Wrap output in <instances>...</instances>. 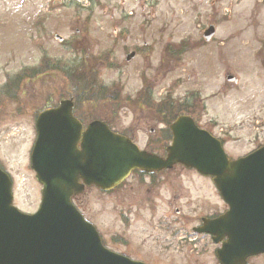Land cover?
<instances>
[{
  "label": "rangeland",
  "instance_id": "rangeland-1",
  "mask_svg": "<svg viewBox=\"0 0 264 264\" xmlns=\"http://www.w3.org/2000/svg\"><path fill=\"white\" fill-rule=\"evenodd\" d=\"M78 1L81 3L0 0V70L4 75H0V86L7 73L16 74L26 67L49 68L62 61L87 69L96 62L101 66L100 82L120 87L123 96H134L143 86L144 76L154 85L158 99L173 89V95L178 97L200 94L206 99V118L219 124L217 131L226 141L230 159L264 145V0H124L123 5L122 0H93V8H88L89 0ZM212 23L217 27L212 42L188 50L165 74L160 68L157 71L166 45L195 43ZM77 28L81 29L80 34L76 33ZM55 33L62 35L67 45L60 44ZM78 43L81 46L76 49ZM133 50L140 51V55L126 62V54ZM108 54L106 62L112 68L94 59H105ZM90 55L94 60L88 65L86 60L81 66ZM164 60L169 63L166 57ZM164 66L167 69L168 65ZM51 71L28 82L19 101L9 104L7 96L0 97V163L11 176L14 205L25 213L35 212L41 201V186L30 166L36 138L35 116L50 97L56 103L60 95L67 94L61 88V76ZM226 74L237 76L238 83L227 82ZM108 111L106 105L96 110L99 116ZM135 116L140 118L135 108L123 107L118 112L116 128L123 130ZM146 137L142 134L139 142L143 144ZM179 177L196 180L190 172ZM121 197H126V205L135 199L129 193ZM119 200V196L110 198L96 188H87L74 198V203L107 239L125 229L110 209L111 203ZM159 208L165 210L163 205ZM152 213L147 203L141 204V213L133 216L134 224L126 230L133 245L118 244V249L154 264H182L180 260L191 263L195 259L199 264H216L212 251L179 252L149 240L151 228L146 223ZM141 216L143 221H134Z\"/></svg>",
  "mask_w": 264,
  "mask_h": 264
},
{
  "label": "water",
  "instance_id": "water-1",
  "mask_svg": "<svg viewBox=\"0 0 264 264\" xmlns=\"http://www.w3.org/2000/svg\"><path fill=\"white\" fill-rule=\"evenodd\" d=\"M214 34L211 25L203 36L209 40ZM56 38L63 41L59 35ZM133 57L131 53L127 60ZM72 106L71 100H62L36 120L31 166L42 185V203L36 214H24L12 206L11 181L0 169V264H143L106 249L71 198L85 185L107 191L133 170L152 172L177 163L212 176L230 207L219 219L208 222L223 228L228 237L217 251L220 263L242 264L246 257L263 252L264 146L230 160L219 140L182 116L171 126L173 141L163 158L141 151L103 121L90 123L82 132Z\"/></svg>",
  "mask_w": 264,
  "mask_h": 264
},
{
  "label": "flooded vegetation",
  "instance_id": "flooded-vegetation-1",
  "mask_svg": "<svg viewBox=\"0 0 264 264\" xmlns=\"http://www.w3.org/2000/svg\"><path fill=\"white\" fill-rule=\"evenodd\" d=\"M121 4H124V0H122ZM140 8H144V6L141 5ZM79 31V29L76 30L77 33H79ZM114 33L117 36L116 27L114 28ZM136 41H138V39H136ZM209 43L210 42H206L204 45ZM143 46L146 47L147 43L144 42ZM150 48L152 49V46ZM90 49L91 46H89V50ZM134 51L136 52V56L140 55V51ZM153 51H155L154 46ZM185 53L186 51L183 53L179 48H173L170 44L166 45L163 49L160 62L162 64V58L168 55L169 57L172 56L173 59L168 61L167 69L164 65L160 64L157 71L159 72L162 70L165 74L172 66V68H174V65L171 64L174 63L175 58L176 61L180 60ZM108 56L109 54L104 59L105 61L108 59ZM11 60H13L12 57ZM91 66L90 74L94 75L95 73L92 69L98 68V64L94 63ZM2 72L0 70V75H3ZM9 76L8 74V77ZM147 88L148 94L146 93L145 96L147 100H143L136 104H129L128 101L119 102L120 108H135L140 114V118L138 116L132 118V122L127 124L123 130H120V133L136 142L141 149L164 157L166 155V148L172 140L171 125L181 114L176 116L174 104L177 102L172 101L170 106L171 116H161L158 109L160 102L153 95V85H149ZM173 91L174 89L170 92ZM190 95L191 94L187 93L183 96V98L186 99L182 102L179 100L178 102L181 104L180 107H184V115L192 117L199 128L209 131L216 138L220 139L228 152L226 141L222 137L221 132L217 131L219 127L218 122L213 118L207 119V106H201L199 102L192 101ZM196 95H198V93H196ZM196 100L200 101V99ZM108 105H110V102H108ZM96 113L98 112H96L95 109H79L75 106L74 101L73 115L83 123L84 128H86L90 121L92 122L95 119L94 115ZM78 114H81L82 118H79ZM85 114H87V116H85ZM114 116L116 118V114H114ZM111 117L107 115V119H102L114 130L112 125L117 123V118L111 119ZM142 134L147 135L143 144L139 142ZM184 172L192 173L196 180L186 181L179 179V176ZM125 193L135 195L136 200L131 199L129 204L126 205V197H121V194ZM103 194L110 198L113 196H119L121 198V200L111 203L110 209L115 211L116 219H118L125 229L121 234H112L107 239L103 238L105 245L111 250L126 255L133 260L154 264L151 261L133 257L129 255L126 250L118 249V244H122L123 246L133 245L132 240L128 237L129 233L127 234L126 230L134 224L132 223L133 216H136L139 211L141 213V204L147 203L153 212L149 214L148 223H146L151 228V231L147 234L149 240H154L155 243L165 244L166 249H178L176 251L179 252L185 249H189L194 254H203L212 251L216 264H220L216 259V251L227 241V237H222V239L217 242L216 238L223 236V228H214L210 225H205V221L217 219L229 208L211 177L202 175L195 169L179 164L174 165L171 169H163L151 173L135 170L122 185ZM161 202L163 203V208L165 206L164 211L159 208L162 206H160ZM263 210L264 207L261 208V211ZM260 218H264V214L260 213ZM136 220L143 221V216L136 218L134 221ZM192 221L195 223H191ZM189 257L193 256L189 254ZM179 262H182V264H196L197 260L195 259V261L191 263H186L181 260ZM197 264L199 263L197 262ZM247 264H264V253L250 256L247 259Z\"/></svg>",
  "mask_w": 264,
  "mask_h": 264
},
{
  "label": "trees",
  "instance_id": "trees-1",
  "mask_svg": "<svg viewBox=\"0 0 264 264\" xmlns=\"http://www.w3.org/2000/svg\"><path fill=\"white\" fill-rule=\"evenodd\" d=\"M57 71H59V73H61V70L57 69ZM65 71V70H62ZM62 74V73H61ZM61 77L63 78V81L65 83V85H68L70 83H73L72 79L69 76V72L67 71L66 73H63L61 75ZM89 73L85 74V80L83 79V84L81 82H74V85H77L79 90H78V94H81V96L79 97V101L83 102V103H87L89 101H91V107H93V105H98L97 103H101L104 101H109L111 103H115L117 101H120L122 99L121 97V88L116 87L117 89V94H113L112 96H108L109 93V88L106 87L104 84H102L97 78H95L94 76V81H93V77L91 76V83H89ZM82 85L85 87L83 88ZM73 86V85H72ZM142 97V93H139L138 97L136 100H138V98ZM144 97V95H143ZM142 97V99H143ZM170 97H166L165 101H169ZM98 107V106H97ZM96 107V108H97ZM163 107H160L161 111L163 110ZM166 113H164L163 115L165 116H169L168 114V106H166ZM176 110L178 112H182L184 111V107H176Z\"/></svg>",
  "mask_w": 264,
  "mask_h": 264
}]
</instances>
